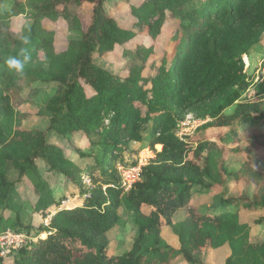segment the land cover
<instances>
[{
	"label": "trees",
	"instance_id": "trees-1",
	"mask_svg": "<svg viewBox=\"0 0 264 264\" xmlns=\"http://www.w3.org/2000/svg\"><path fill=\"white\" fill-rule=\"evenodd\" d=\"M192 1L142 0L132 6L133 27L145 29L147 44L136 43L137 34L119 27L110 14L127 0H13L8 12H0V205L13 203L8 170H18V181L30 180L38 177L37 160L63 178L61 201L67 195L82 199L80 206L65 208L47 188L41 189L39 178L34 182L41 192L36 211L46 219L50 207L57 210L40 229L43 237L18 254L19 264H205L208 250L225 244L230 254L223 264H264V242L249 236L250 225L264 223V215L250 225L238 220L240 211L264 213V165L253 163L264 164V78L252 84L243 65V56L264 44V0H204L189 7ZM83 6L91 10L86 27L79 16ZM26 9L36 13L23 33L33 48L43 50L49 69L45 73L26 64L22 76L31 91L37 81L59 87L39 111L47 120L46 131L23 127L31 118L22 108L28 98L20 95L14 72L4 63L23 52L25 42L12 35L8 20ZM43 21L66 22L63 51L56 50L55 33ZM166 24L172 27L169 42L177 34L181 39L172 52L165 46L159 59H151L156 54L153 42ZM75 31L80 39H69ZM117 48L124 60L121 73L96 63ZM188 115L212 123L179 137L178 121ZM145 124H151L147 148L153 158L126 190L111 156L120 154V133L126 134L125 142L140 143L139 128ZM48 132L69 140L72 149L81 138L103 147L100 167L87 171L90 185L83 184V171L62 149L48 143ZM155 146L161 150L156 152ZM229 155L240 156L242 162L227 176ZM136 166L133 162L125 168ZM230 185L235 186L233 193ZM220 189L212 204L192 200L198 192ZM141 207L147 210L137 214L138 235L130 251L109 254L107 235L119 225L122 210ZM181 209L186 217L173 223ZM165 226L177 237V249L161 237Z\"/></svg>",
	"mask_w": 264,
	"mask_h": 264
},
{
	"label": "rangeland",
	"instance_id": "rangeland-1",
	"mask_svg": "<svg viewBox=\"0 0 264 264\" xmlns=\"http://www.w3.org/2000/svg\"><path fill=\"white\" fill-rule=\"evenodd\" d=\"M204 0H193L189 7L199 6ZM142 0H127L122 4H117L114 6L113 10L110 11L112 17L117 21L119 27L126 30H132L137 34L135 40L136 43H150V39L147 36L145 29L139 30L133 27L134 20L130 14V8L132 6L136 7L140 5ZM13 4V0H4L0 2V12H8ZM36 11L26 9L23 14L15 17L9 18V27L13 36L18 39H22L25 42L27 38V43L23 44V52H26L30 56L29 61L26 63L30 68L41 69L45 73L49 69V59L45 55L42 49L33 48L29 40L28 34L24 35L23 31L29 29L32 26L33 18ZM81 22L84 27H86L91 19V10L89 6H83L79 13ZM43 26L51 29L55 33V48L57 51H63L66 47L67 39V26L65 21H58L56 23H50L48 21H43ZM172 33V27L166 24L162 34L153 42L156 54L151 57V59L160 58V50L165 47L171 52L174 48V44H178L180 41V36L177 34L174 38L173 43L169 42V38ZM68 38L72 40L80 39L78 32H72L68 34ZM167 42V43H166ZM247 59L246 68L244 65L245 73L248 77L253 78V83L261 81L263 78L262 69L264 67V44L254 46L246 56ZM96 63L103 66L105 69L113 73H121L124 65V60H122V50L117 48L113 53L107 54ZM244 63V62H243ZM124 75V74H121ZM14 83L20 92L22 97L28 98L27 103L22 106L23 109L29 112L31 118L23 124L26 129H39L41 131H46L47 120L39 115V111L45 110V106L50 98L59 90L57 83L51 84H41V82H35L33 88L36 87L35 91H31V86L28 87V81L22 74L14 73ZM233 111V107L226 110L225 113L229 114ZM212 123V120L206 118L205 120H196L192 116L188 115L184 119L179 120L177 124V136L185 137L193 135L197 129H200L205 124ZM151 124H145L140 126L139 132L142 135V141L136 143L134 141L125 142L127 136L125 133H120L121 140L123 141L119 146L121 148L120 154H113L112 161L118 170V175L121 183L127 185L126 178L123 177L122 171L127 170L125 167L133 162L137 163V166L131 169L137 171L138 179L140 177L141 168L146 166L151 158H153V153L147 147L151 138ZM247 131V130H246ZM210 133L214 134L215 131ZM47 141L50 145H54L62 149L65 156L77 165L82 171V182L84 185H90L89 179L90 174H88V169H93L96 166L100 167L103 158V147L102 146H91L88 139L81 138L78 148L72 149L69 140L64 139L55 135L52 132L47 133ZM155 151H160V146H155ZM137 152V153H136ZM252 154L254 152L250 151ZM264 158V153L260 154ZM242 162V158L237 155H229L226 158L224 164L225 174L228 176L238 170ZM253 163L257 168L263 167V163L253 160ZM99 164V165H98ZM126 164V165H125ZM37 167V176H34L30 180L18 181L19 172L14 168H10L7 172L8 182L14 183L11 196L13 198V203L9 206L0 205V232H24L30 235H43L40 233V229H44L52 215L56 213L55 207H50L48 209L49 215L46 219H43L40 212L35 209V204L37 202V197L41 194L40 189L36 190L34 187V182L38 181V178L42 182L41 189L49 190L50 194L54 197L56 202H61L65 208H70L72 206H80L82 199L79 195L76 196H66L64 201H61L63 197V192L65 187L63 178L55 173L48 170V167L42 160H37L35 163ZM107 167V166H105ZM130 169V170H131ZM135 176L132 172L129 177ZM139 181V180H138ZM137 181V182H138ZM136 182V183H137ZM45 185V186H44ZM134 185V184H133ZM126 188H129L128 185ZM69 189V188H68ZM130 189V188H129ZM230 192L235 191V186H229ZM222 189L218 192H198L194 195L193 201L199 203H205L209 201L211 204L215 197L220 196ZM249 193H251L249 191ZM146 207H141L140 209L134 208L132 211L127 212L125 209L121 212V218L119 225H117L108 235V253L111 255H122L130 251L133 241L138 235V229L136 226L137 214L141 211H146ZM18 214V219H17ZM264 213H252L249 218L257 219L263 216ZM185 217V212L180 211L173 216V222L179 223L183 221ZM20 229V230H19ZM161 237L172 248H178V239L173 234L170 227L165 226L161 231ZM250 239L253 242H264V225L254 226ZM32 245V244H31ZM30 246V245H29ZM24 249V248H23ZM21 249L17 254L13 256V259L8 260L5 264H19L18 254L23 250ZM223 254H220V256ZM211 261L206 262V264H215L216 258L210 257ZM1 259V258H0ZM13 260V261H12ZM0 264L1 263L0 261Z\"/></svg>",
	"mask_w": 264,
	"mask_h": 264
},
{
	"label": "built area",
	"instance_id": "built-area-1",
	"mask_svg": "<svg viewBox=\"0 0 264 264\" xmlns=\"http://www.w3.org/2000/svg\"><path fill=\"white\" fill-rule=\"evenodd\" d=\"M245 58V57H243ZM243 62L246 66L247 65V59H243ZM245 72V70H244ZM262 74L264 75V67L262 69ZM134 173L135 176H130L131 173ZM123 177L127 180V185L129 188L132 187L133 184H135L138 179V172L134 169H127L125 171H122ZM122 185L126 188L127 185ZM129 188H126L128 190ZM43 237V235H28L24 232H0V258H7V257H13L15 254H17L21 249L34 244L38 241L39 238Z\"/></svg>",
	"mask_w": 264,
	"mask_h": 264
},
{
	"label": "crops",
	"instance_id": "crops-1",
	"mask_svg": "<svg viewBox=\"0 0 264 264\" xmlns=\"http://www.w3.org/2000/svg\"><path fill=\"white\" fill-rule=\"evenodd\" d=\"M263 78H264V75H263ZM228 210L229 211H234L235 208L234 207H229ZM180 211L185 212V217H186V214H187L186 213V210L185 209H181V210H178L176 213H178ZM251 214L252 213H246V212L240 211L238 213V220H239V222L240 223H246V224H249L250 225V222L253 220V219L249 218ZM172 221H173V218H172ZM173 223H176V222H173ZM260 225H264V223H262ZM254 226H259V225H250V231H249V236L250 237H251V233H252V230H253V227ZM175 249H177V248L175 247ZM220 254H223V255L220 256ZM229 254H230V250H229V247H228L227 244L223 245L220 248L214 249V250H208L207 255H206L205 264H206V262H210L211 261V258L210 257H212V258L214 257V259L216 258V261H215L216 263L215 264H223L224 261H225V259L229 256ZM209 259H210V261H209Z\"/></svg>",
	"mask_w": 264,
	"mask_h": 264
},
{
	"label": "clouds",
	"instance_id": "clouds-1",
	"mask_svg": "<svg viewBox=\"0 0 264 264\" xmlns=\"http://www.w3.org/2000/svg\"><path fill=\"white\" fill-rule=\"evenodd\" d=\"M25 43H27V38H25ZM29 59L30 56L26 52H22L20 55L8 56L4 63L10 72L22 74Z\"/></svg>",
	"mask_w": 264,
	"mask_h": 264
}]
</instances>
